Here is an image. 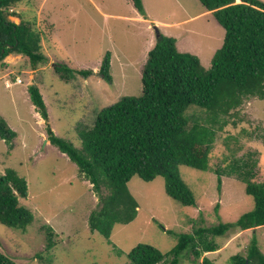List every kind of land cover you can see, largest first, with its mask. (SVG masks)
Instances as JSON below:
<instances>
[{
    "label": "rangeland",
    "instance_id": "obj_1",
    "mask_svg": "<svg viewBox=\"0 0 264 264\" xmlns=\"http://www.w3.org/2000/svg\"><path fill=\"white\" fill-rule=\"evenodd\" d=\"M142 3L145 17L131 0H26L9 6L19 12L6 13L11 21L23 18L34 23L46 57L33 66L26 56L11 53L0 64V115L16 133L10 142L0 140V174L12 168L26 179L28 195L19 197V203L33 213L24 231L0 222V252L17 264H129L127 253L139 243L167 253L177 243L174 235L192 232L198 224L234 222L253 208L244 183L225 171L233 159L250 154L256 161L254 181L264 182V99L257 97L243 99L228 116V124L217 131L208 169L178 167L194 206L170 198L163 177L144 181L135 175L127 183L137 204L135 218L115 224L108 238L90 229L89 216L100 209V194L48 140L46 126L80 148L79 131L92 125L96 113L122 96H139L147 53L158 38L155 28L176 38L177 49L198 56L205 67L224 39L223 27L198 0ZM107 52L111 81L99 73ZM58 64L73 69L74 77L62 80L55 70ZM83 69L92 73L79 74ZM30 85L43 96L46 121L30 100ZM197 110L193 107L188 113ZM253 237L264 254L263 225L230 228L214 237L219 249L204 255L214 264H231L230 257L244 255ZM192 260L187 254L179 264Z\"/></svg>",
    "mask_w": 264,
    "mask_h": 264
},
{
    "label": "trees",
    "instance_id": "obj_2",
    "mask_svg": "<svg viewBox=\"0 0 264 264\" xmlns=\"http://www.w3.org/2000/svg\"><path fill=\"white\" fill-rule=\"evenodd\" d=\"M23 1L26 0H0V64L11 53L26 56L33 66L46 60L41 33L33 27L34 23L23 18L15 23L7 16L9 6ZM198 1L224 29L222 45L212 54L208 67L198 56L179 51L176 38L160 33L147 53L141 94L122 96L96 113L92 125L79 131L80 148L46 126L48 140L76 164L100 194V209L90 214L89 226L106 238L115 224L129 223L136 216L137 204L127 187L135 175L144 181L163 177L165 193L170 198L184 206H194L195 198L180 178L178 167L208 169L216 133L228 124V116L245 98L264 99V0ZM131 3L145 17L142 0H131ZM60 65L55 70L62 80L74 77L73 69ZM109 68L107 52L99 73L111 81ZM78 73L88 76L92 70L83 69ZM28 93L46 121L48 113L39 88L30 85ZM193 107L198 113L189 114ZM15 135L0 115V140L10 142ZM255 165L249 154L233 159L225 171L244 183L245 192L254 203L250 211L234 222L198 224L192 232L174 235L177 243L167 253L139 243L127 253L129 264H179V259L187 254L193 256L192 264H214L204 255L219 249L214 237L223 236L234 227L245 230L263 226L264 182L254 181ZM216 172L222 175L221 170ZM217 182L220 188V177ZM27 195L26 179L16 170L7 168L0 174L3 225L24 231L33 221V213L19 203V197ZM164 230L174 233L171 229ZM51 234L48 227L49 248L53 244ZM230 260L231 264H244L246 260L247 264H264V254L253 237L245 254H233ZM0 264L17 263L0 252Z\"/></svg>",
    "mask_w": 264,
    "mask_h": 264
},
{
    "label": "water",
    "instance_id": "obj_3",
    "mask_svg": "<svg viewBox=\"0 0 264 264\" xmlns=\"http://www.w3.org/2000/svg\"><path fill=\"white\" fill-rule=\"evenodd\" d=\"M156 30V33H157V35L159 36V33H158V30H157V28H155ZM244 264H247V260L245 261V263Z\"/></svg>",
    "mask_w": 264,
    "mask_h": 264
},
{
    "label": "built area",
    "instance_id": "obj_4",
    "mask_svg": "<svg viewBox=\"0 0 264 264\" xmlns=\"http://www.w3.org/2000/svg\"><path fill=\"white\" fill-rule=\"evenodd\" d=\"M10 11H12V9H10ZM16 79H17V82L19 83L20 82L19 77H16Z\"/></svg>",
    "mask_w": 264,
    "mask_h": 264
},
{
    "label": "clouds",
    "instance_id": "obj_5",
    "mask_svg": "<svg viewBox=\"0 0 264 264\" xmlns=\"http://www.w3.org/2000/svg\"><path fill=\"white\" fill-rule=\"evenodd\" d=\"M10 9H12V11H10ZM9 11H10V12H13V11H15V10H14L12 7H10V8H9ZM15 12L17 13V11H15Z\"/></svg>",
    "mask_w": 264,
    "mask_h": 264
}]
</instances>
